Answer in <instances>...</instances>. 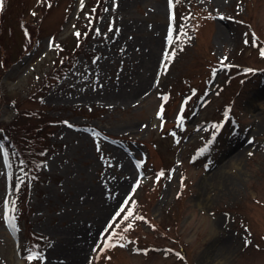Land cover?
Instances as JSON below:
<instances>
[{
    "label": "rangeland",
    "instance_id": "374dc122",
    "mask_svg": "<svg viewBox=\"0 0 264 264\" xmlns=\"http://www.w3.org/2000/svg\"><path fill=\"white\" fill-rule=\"evenodd\" d=\"M25 3L0 35V264L71 263L98 220L80 264H264V0ZM32 109L54 123L35 179L2 133Z\"/></svg>",
    "mask_w": 264,
    "mask_h": 264
},
{
    "label": "trees",
    "instance_id": "16d2710c",
    "mask_svg": "<svg viewBox=\"0 0 264 264\" xmlns=\"http://www.w3.org/2000/svg\"><path fill=\"white\" fill-rule=\"evenodd\" d=\"M18 2V3H17ZM14 5H17L20 12V17L21 14H23L26 3L25 0H3V7L0 8V35L1 37L5 34H7L6 30L9 24V19L11 18V14L14 8ZM5 17V19H4ZM20 31H21V42L17 47V51L15 50L11 56L13 58H17L19 55L24 53L28 47L31 45L28 43L29 40L32 39L33 37V29L32 27L25 21H22L19 24ZM7 42H3L5 44ZM1 44V43H0ZM81 43L78 44L80 46ZM8 46H5L3 49L6 51H10L8 49ZM61 49V50H60ZM59 49L60 57L57 64L55 65V68H53L52 71H50L44 78L43 81L46 80L47 78L54 79L56 78L62 70H64L69 63L71 62V57L73 56L74 53H65L63 50L65 49V46H61ZM7 54L4 55V57L1 59L2 60V65H4L7 60ZM42 81V82H43ZM34 112L33 114H40V115H32L29 114L27 116V119H21L19 122L23 124H14L10 123L8 126H3L2 127V133L4 139V144L7 145L8 143H11L15 149L17 150V153L22 157V159L25 162V178H30V179H35L37 171L39 170L40 166L39 164L42 161L43 154L48 150V143L46 141V138L49 137V134L51 131L49 128L53 127V121L45 119L42 116V113L39 111H36L32 109L31 113ZM30 120V121H29ZM8 128V129H7ZM12 133L14 135H17L20 137V139L15 140L13 137ZM18 141V142H17ZM33 237V242H37L39 240V236L35 234H31L29 236ZM31 253H36L35 250H31Z\"/></svg>",
    "mask_w": 264,
    "mask_h": 264
},
{
    "label": "bare ground",
    "instance_id": "6f19581e",
    "mask_svg": "<svg viewBox=\"0 0 264 264\" xmlns=\"http://www.w3.org/2000/svg\"><path fill=\"white\" fill-rule=\"evenodd\" d=\"M159 43H160V40H158V44ZM154 61H155V58L152 54V55H150V58L147 61V64L145 65V68H144V75L146 77L145 83L143 85V87L146 89L144 94L149 92L153 86L151 83L152 81L150 80V76L152 75V71H153V67H154ZM244 149H246L245 145L240 144V147L237 148V150H235L231 155H229L228 160L233 158V157H238L239 155H241L242 152L244 151ZM123 161L125 163L126 168L130 169L131 167H130L129 161L126 159L125 156H124ZM218 170H220V168H218ZM216 173H218L217 174L218 176L224 175L223 173H220L219 171L215 172V174ZM223 177H225V175ZM115 197H117V195ZM115 201H116V198L109 201V203L107 204V206L105 208V213L108 212L109 209L114 206ZM100 224H101L100 220H98L95 224H91L89 226V228L86 229L85 232H83V235L79 234L80 238H76V237H74V235L71 236L72 232L66 234V237L67 238L70 237V239L67 240L68 242L64 245V248H62V253L67 258L71 257L73 260L71 261V263L69 262V263H63V264H80L81 263V260L83 259L84 254L87 252V248L89 247V243L94 239L95 230H96V228H98V225H100ZM222 247H221L222 249H220V251L218 253V255H220V256L224 255V253L228 251V248L230 247V245H227V246L223 245Z\"/></svg>",
    "mask_w": 264,
    "mask_h": 264
},
{
    "label": "snow or ice",
    "instance_id": "6c2138e0",
    "mask_svg": "<svg viewBox=\"0 0 264 264\" xmlns=\"http://www.w3.org/2000/svg\"><path fill=\"white\" fill-rule=\"evenodd\" d=\"M171 6H172V0H169V7L171 8ZM2 7H3V0H0V8H2ZM110 30H111V29H110ZM97 32H98V34H99V31H98V30H97ZM171 32H172V29H171V27H170V28H169V35H171ZM76 35L79 36L80 33H76ZM253 43H255V38H253ZM261 55H264V50H261ZM168 58H170V54H169V53H165V59H168ZM162 66H165V67H166V65H162ZM180 123L182 124V118H181V120H180ZM159 175L162 176V175H164V173L161 172ZM131 215H132V213L129 212V213H128V216H131ZM125 219H127V217H125ZM246 244H247V242H246ZM121 246H123V245H121ZM35 258H36V257L33 256V255L28 256V259H29V260H33V259H35Z\"/></svg>",
    "mask_w": 264,
    "mask_h": 264
}]
</instances>
